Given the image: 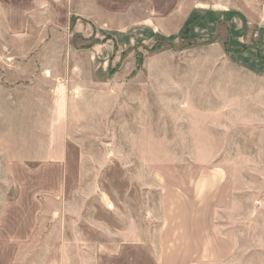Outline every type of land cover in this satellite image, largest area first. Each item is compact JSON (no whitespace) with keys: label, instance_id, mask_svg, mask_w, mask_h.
<instances>
[{"label":"rangeland","instance_id":"1","mask_svg":"<svg viewBox=\"0 0 264 264\" xmlns=\"http://www.w3.org/2000/svg\"><path fill=\"white\" fill-rule=\"evenodd\" d=\"M97 1L109 10L129 4L74 0L75 12L94 17ZM261 8L246 13L248 40L264 25ZM66 15L55 12L63 34ZM135 25L123 28L139 36ZM144 38L127 41L118 59L115 49L104 74L62 79L60 92L47 82L8 92L0 58V183L8 152L29 165L14 180L41 181L46 198L60 190L68 234L75 228L81 239L114 247L138 237L157 244L163 191L191 195L198 182L215 181L211 227L237 247L225 264H264V59L229 58L223 45L194 37ZM54 110L64 122H52ZM53 135L66 143L70 170L48 156Z\"/></svg>","mask_w":264,"mask_h":264},{"label":"crops","instance_id":"2","mask_svg":"<svg viewBox=\"0 0 264 264\" xmlns=\"http://www.w3.org/2000/svg\"><path fill=\"white\" fill-rule=\"evenodd\" d=\"M117 1L129 3L128 7L109 10L107 2L97 1L94 18L78 15L74 0H0V58L8 66L5 90L23 86L39 91L47 82L52 84L50 91L60 92L62 79L107 72L114 50L118 59L127 41L135 42L139 36H145L144 41L158 37L173 41L190 23L198 42L223 45L229 58L237 54L245 59L247 52L264 59V25L258 28V38L246 36L250 25L246 13L264 6V0ZM59 11L70 13L60 22L64 34L55 16ZM131 23L137 27L133 31L139 26L144 34L126 33L123 26ZM74 34L80 37L74 39ZM62 106L54 96L53 107ZM64 121L54 110L52 122ZM60 141L51 137L48 156L70 170L66 143ZM7 158L3 170L8 175L4 185L0 183V264H109L117 259L126 264H225L236 253L235 239L211 227L215 181L198 182L191 195L163 191L157 244L138 237L112 247L110 242L79 238L75 228L68 234L71 229L62 225L60 190L46 198L41 181L14 180L13 172L26 171L29 165L14 164L5 152Z\"/></svg>","mask_w":264,"mask_h":264},{"label":"trees","instance_id":"3","mask_svg":"<svg viewBox=\"0 0 264 264\" xmlns=\"http://www.w3.org/2000/svg\"><path fill=\"white\" fill-rule=\"evenodd\" d=\"M193 37V35L191 34V23L190 24H188V25H186L183 29H182V31H181V33H180V37Z\"/></svg>","mask_w":264,"mask_h":264}]
</instances>
